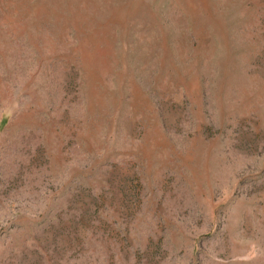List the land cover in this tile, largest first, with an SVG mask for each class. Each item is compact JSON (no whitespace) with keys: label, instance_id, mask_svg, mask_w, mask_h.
<instances>
[{"label":"rangeland","instance_id":"374dc122","mask_svg":"<svg viewBox=\"0 0 264 264\" xmlns=\"http://www.w3.org/2000/svg\"><path fill=\"white\" fill-rule=\"evenodd\" d=\"M0 264H264V0H0Z\"/></svg>","mask_w":264,"mask_h":264}]
</instances>
